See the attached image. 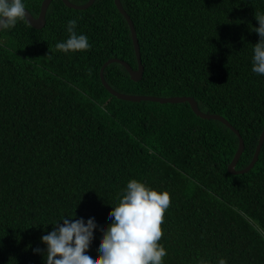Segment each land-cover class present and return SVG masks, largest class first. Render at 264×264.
<instances>
[{
  "label": "trees",
  "instance_id": "16d2710c",
  "mask_svg": "<svg viewBox=\"0 0 264 264\" xmlns=\"http://www.w3.org/2000/svg\"><path fill=\"white\" fill-rule=\"evenodd\" d=\"M42 2L22 0L35 18ZM120 2L143 76L133 82L111 63L106 83L128 95L192 97L239 132L244 149L235 169L247 167L264 125V75L252 71L264 0ZM72 19L90 50L55 48L69 38ZM110 58L137 68L113 0L86 10L52 0L42 29L23 20L0 30V264H46L42 237L63 218L94 219L85 254L99 258L109 213L131 180L170 194L162 264H264V142L250 171L229 174L238 147L231 130L200 119L187 103L110 96L99 77Z\"/></svg>",
  "mask_w": 264,
  "mask_h": 264
},
{
  "label": "clouds",
  "instance_id": "9594fccd",
  "mask_svg": "<svg viewBox=\"0 0 264 264\" xmlns=\"http://www.w3.org/2000/svg\"><path fill=\"white\" fill-rule=\"evenodd\" d=\"M25 7L22 0H0V29L11 30L18 21L26 20ZM255 19L260 40L253 47L252 71L264 75V14L255 13ZM76 27L75 19L68 21L69 38L55 45L58 51L67 54L90 50L87 36L77 35ZM118 199V205L109 213L112 223L103 229L99 258L85 254L97 227L94 219L85 223L83 219L63 218L42 237L47 245L46 264H162L167 253L158 242L163 236L161 225L171 203L170 194L131 180ZM219 264H226V260L221 259Z\"/></svg>",
  "mask_w": 264,
  "mask_h": 264
},
{
  "label": "water",
  "instance_id": "95a60500",
  "mask_svg": "<svg viewBox=\"0 0 264 264\" xmlns=\"http://www.w3.org/2000/svg\"><path fill=\"white\" fill-rule=\"evenodd\" d=\"M51 1L52 0H43V2L41 3V6H40V12L36 18L33 17L25 9L26 10V20H25L26 24L29 25L30 27H32L33 29H36V30L42 29L45 25V16H46V12H47L48 6L50 5ZM61 1L63 2V4L67 8L74 9V10H86L92 6V4L94 3L95 0H88L87 3L82 4V5L73 4L69 0H61ZM113 2H114L116 9L122 15V17L125 19V21L128 25L130 35H131L132 45H133V49H134V53H135V57H136V61H137V68L132 69L129 64H127L125 61L120 60L118 58H110L101 66L100 71H99L100 81H101L103 87L110 94V96L115 97L119 100L134 102V103H138L141 101H148V102H154V103H159V104L187 103L189 105L191 111L193 112V114L196 115L197 117H199L200 119L218 121V122L222 123L225 127H227L229 130H231L236 135V137L238 139V147H237V150L233 156L232 161L230 162V164L227 168L228 173L231 175H238V174H245L248 171H250L253 168L254 164L257 162L259 152H260L262 144L264 142V125H263L262 131L260 133V136L258 138V143L256 145L252 160L250 161L249 165L242 170H236L235 167H236V164H237V162H238V160H239V158L243 152L244 143H243V139L241 138L239 132L225 118H223L222 116L217 115V114L203 113L202 111L199 110L196 101L192 97H184V96L183 97H154V96H144V95H128V94L116 92L106 83V81L104 79L103 71H104V68L108 64H111V63H118L121 66H123L125 68V70L127 71L130 79L133 82L140 81L142 76H143V66L141 63L140 48H139V44H138L136 31H135L133 22H132L131 18L128 16V14L125 12V10L123 9L120 0H113Z\"/></svg>",
  "mask_w": 264,
  "mask_h": 264
}]
</instances>
